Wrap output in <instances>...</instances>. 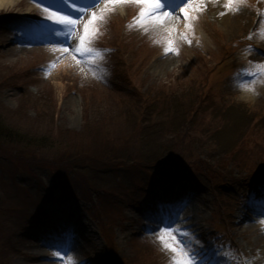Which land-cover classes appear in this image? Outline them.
I'll return each mask as SVG.
<instances>
[{
	"label": "rangeland",
	"instance_id": "374dc122",
	"mask_svg": "<svg viewBox=\"0 0 264 264\" xmlns=\"http://www.w3.org/2000/svg\"><path fill=\"white\" fill-rule=\"evenodd\" d=\"M227 2L196 0L191 5V16L197 15L195 22L202 25V30L196 27V32L205 41L200 45V39H193L192 47L184 46L179 33L188 21L182 18V13L176 16L179 22L167 23L163 37L151 33L148 37L137 35L150 26L152 22L148 20H139L135 30L122 33L124 21L127 16L131 19L135 6L141 10L142 5L133 0L115 5L107 0L87 14L80 22L73 48H61V42H55V48L39 47L23 39L17 42L3 32L0 34L3 124L37 138L31 143L10 138L15 142L13 145L0 144V170L29 171V163L43 162L48 169H54L58 178L74 184L68 190L72 195L62 205H42L44 216L54 220L56 228H60L62 220L66 225L64 231L72 222L69 230L76 226L83 230L86 226L84 231L95 232L99 227L90 220L93 214L88 209L89 206L94 209L95 203L90 202L89 190L108 186V191H114L121 182L123 187L118 192L122 204L127 205L124 197L126 202L134 197L140 203L122 210L123 220L114 224L113 236L120 260L127 261L133 255L136 261L140 253L147 257L145 251L155 250L157 245L158 256L170 258L173 251L165 245L184 241V252L197 258L195 264H264V218L258 217L253 208L249 209L257 192L249 190L240 194V185L245 180L238 176L246 173L241 171L246 163L255 160L257 154H264V12L257 14L248 0H237L232 7H226ZM259 2L258 7L264 8V2ZM212 4L218 5L211 7ZM219 6H224L228 14L242 13L243 23L237 21L238 26L231 31L223 27L221 14L217 15ZM40 7L32 0H19L3 11H11L9 17L28 13L44 16ZM93 13L98 19L91 26L92 34L84 45L88 55L79 58L80 38ZM157 28V31L162 29ZM242 38L247 40L244 47L241 41L242 49L235 47ZM167 39L174 41L173 44H167ZM166 48L173 52H166ZM250 64L262 73L257 79L249 81L241 73L238 75L241 81H230L234 68L245 69ZM233 82L238 83L232 85ZM112 84L120 91L110 90ZM131 88L139 90V98L130 94ZM27 93L35 98H29ZM175 95L182 96L184 103ZM215 97L220 104L216 109ZM150 101L154 103L149 104ZM228 129L230 133L223 134ZM229 137L237 138L238 142ZM159 149L171 155L167 153L158 161L162 164L155 172H159L157 177L169 169L164 164L173 165L175 161L180 169L189 165L205 183L183 185L189 191L190 223L194 224L188 223V227L182 221L181 225L185 224L186 228L177 226L182 237L159 234L147 236L150 239L146 243L142 241L145 238H138L133 246L136 249L132 250L134 239L141 234H152L149 229L155 225L147 218L150 198L139 199L143 191L137 190L138 185L128 189L131 184L126 180L141 175L145 180L148 166L156 163H151L152 159L159 157L154 154ZM120 159L127 161L123 163L124 172L114 167L122 165L117 163ZM64 170L70 171L69 177L62 176ZM224 176L228 179L222 180ZM78 195L84 201L75 198ZM14 203L0 202V264H114L108 257L109 249L95 233L93 240L75 238L74 248L66 251L68 255H61L57 249L47 246L44 239L47 228L43 225L27 234L24 244L11 237V244L20 252L7 254L10 232L15 231L14 238H17L18 225L30 226L24 223L29 211L25 210L23 215L12 210ZM51 224L54 223L51 221ZM221 233H226L228 239L224 241ZM212 235L215 242L225 245L228 241L231 250L227 256L215 259L212 250L204 246L212 245ZM173 253L181 258L177 251ZM68 257L72 260H67Z\"/></svg>",
	"mask_w": 264,
	"mask_h": 264
},
{
	"label": "snow or ice",
	"instance_id": "6c2138e0",
	"mask_svg": "<svg viewBox=\"0 0 264 264\" xmlns=\"http://www.w3.org/2000/svg\"><path fill=\"white\" fill-rule=\"evenodd\" d=\"M99 2V0H97ZM108 2L112 3L113 5L118 4V3H125L128 2V0H108ZM133 2L142 5L141 10L139 12V18L140 21L142 22L143 20L147 18H153V19H162L163 15H166L167 13L164 12L168 5L165 3V0H133ZM237 0H228L226 7H232L234 3H236ZM182 3H185V7H182L180 9L181 13L187 17L188 12H187V0H182ZM57 22L59 23H64L67 25H73L76 22L69 17L66 16H58L54 17ZM98 19L97 15L95 13L92 14L91 19L88 21L87 24L84 26V35L81 36L80 38V53L81 55L84 54V45L85 42L87 41V38L92 34V29L91 26L93 23ZM169 44L172 42L169 41ZM170 49L166 48L165 51L168 52ZM264 54V53H262ZM163 240V238H161ZM166 247L171 248L173 252H176L177 249L173 247L172 245H165ZM175 264H192V261L189 259H178L175 261Z\"/></svg>",
	"mask_w": 264,
	"mask_h": 264
},
{
	"label": "trees",
	"instance_id": "16d2710c",
	"mask_svg": "<svg viewBox=\"0 0 264 264\" xmlns=\"http://www.w3.org/2000/svg\"><path fill=\"white\" fill-rule=\"evenodd\" d=\"M232 119H235V118L232 117ZM232 124L233 125H232L231 128L234 127V123L233 122H232ZM225 133L229 134L230 133V130L228 129L226 131H223V134H225ZM10 138L21 139L22 141H26V142H29V143H31L33 141H37V138H34V137H32V136H30V135H28L26 133H23V132L20 133L19 131H14L13 129L6 128L4 126V124H3V120H2L1 115H0V144L13 145L15 142L12 141ZM229 139H231V141H234V142L236 141V139L234 137H229ZM248 141H250V140H248ZM237 142H238V140H237ZM154 154L156 156H159L157 159H154V158L152 159L153 161L151 163H155L156 162L155 163V165H156L158 163V161H160L162 159L161 157L164 155V152L159 149ZM117 162L124 163V162H127V161H125V159H124V161H122L120 159ZM151 163H149V164H151ZM155 165H154V167H155ZM259 168H264V154H257L255 156V160H253L250 163H246V167L243 168L241 171L246 172V174H248L250 176V175L254 174L255 172L258 173V171H259L258 169ZM65 171L66 170H64V174L65 175L69 174V172H70V171L69 172H65ZM5 206L6 205H4V208H5Z\"/></svg>",
	"mask_w": 264,
	"mask_h": 264
},
{
	"label": "bare ground",
	"instance_id": "6f19581e",
	"mask_svg": "<svg viewBox=\"0 0 264 264\" xmlns=\"http://www.w3.org/2000/svg\"><path fill=\"white\" fill-rule=\"evenodd\" d=\"M18 0H0V9H7L9 7H11L14 3H16ZM216 1V0H215ZM214 0H212V2H215ZM218 4H212L211 7H215L217 6ZM225 9L221 6L218 7V11H217V15L218 14H221L220 18L222 19V21H224V25H222L223 27H225L227 29V27H229V30H233L234 27L236 28L238 26V22L237 21H240L243 23V20H244V15L242 13L240 14H233V13H227L224 11ZM194 18H190L189 19V22H193ZM165 21H167L168 23L169 22H172L173 20L171 18H167L165 19ZM185 29H191V25L187 24L185 26ZM230 30V31H231ZM181 31L183 33H187V31L181 29ZM196 35H197V32H196ZM180 190V187L175 190V191H170L169 194H174L175 196L177 195V192ZM261 212V211H260ZM262 213V212H261ZM264 214V213H263ZM187 217V216H186ZM185 217V218H186ZM189 219H191L190 215L187 217ZM190 224H194V223H190ZM264 249V247H263Z\"/></svg>",
	"mask_w": 264,
	"mask_h": 264
}]
</instances>
